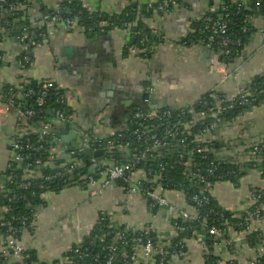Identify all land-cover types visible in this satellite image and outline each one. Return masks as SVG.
<instances>
[{
    "label": "crops",
    "instance_id": "1",
    "mask_svg": "<svg viewBox=\"0 0 264 264\" xmlns=\"http://www.w3.org/2000/svg\"><path fill=\"white\" fill-rule=\"evenodd\" d=\"M79 1L83 8L110 17L132 14L139 18L143 6L156 4L155 0ZM233 2L248 13L244 54L232 64L218 68L213 64L212 55L206 57L207 51L203 47H189L185 41L206 14L217 9L220 0H180L167 13L154 10L152 16L143 19V22L157 34L158 42L150 50L131 51L126 57L123 54L130 46V27L133 24L126 29L112 28L106 33L101 30L89 36L78 26L66 34H53L49 30L47 42L33 49L32 63L23 80L29 84L39 82L35 87L52 82L62 91L72 93L67 101L72 114L69 126L55 123L53 129L59 159L68 164L75 158L72 150L82 133L96 132L103 139L116 135L127 127L133 113L140 108L152 112L154 109L149 108L151 105L167 103L175 110L189 112L202 96L213 89L228 97L235 96L240 83L250 87L257 83L258 91L264 93V82L261 83L264 77V13L259 12L252 0ZM55 3V0H38L35 18L38 26L44 25L42 17L50 13ZM2 34L0 52L4 56L0 60V85L19 86L22 83L15 65L18 56L13 55L18 41L13 35ZM224 70L237 72L238 80L223 79ZM148 87L153 92L148 101H142L141 97ZM25 132L24 123L17 121L16 113L12 110L7 119L0 121V174L9 168L15 154L12 141ZM247 134L258 142H264L263 102L240 114L223 130L210 131L203 136L206 142L211 143L212 153L217 159L222 158L223 162L235 164L240 171L243 169L246 172L238 184L217 182L211 186L210 192L222 209L240 216L253 205L250 191H264L262 170L256 163L261 159L255 160L254 156L249 155L250 150L244 146V142L239 146L230 145L245 139ZM71 136L73 138L69 139ZM96 161L103 167L112 165V162L103 159ZM23 178L29 176L24 175ZM147 179L145 171L139 169L132 182H147ZM122 187L114 185L94 199L89 198L87 188L80 185L58 193H44L43 204L36 208L31 226L23 228L20 238L36 256V264L53 263L69 248L83 242L84 238L89 239L101 214L106 216L109 223L120 228L137 231L151 227L161 237H154L157 247L164 246L171 250L172 241L178 235L173 234L171 224L176 221L178 213L186 211L194 214L196 211L189 205L184 191L161 188V194L170 206L154 213L148 209V199L144 194L136 191L127 195ZM2 213L0 206V215ZM261 220V226H264V205H261ZM245 229H233L227 233V241L220 240L210 247L212 256L220 264H252L258 252L256 244L248 242L250 234ZM200 232L195 231L193 237L183 241L184 256L168 254L166 264H206L209 248L207 241L205 244V239L199 237ZM154 260L153 256L147 262L141 260L138 264H154Z\"/></svg>",
    "mask_w": 264,
    "mask_h": 264
},
{
    "label": "built area",
    "instance_id": "2",
    "mask_svg": "<svg viewBox=\"0 0 264 264\" xmlns=\"http://www.w3.org/2000/svg\"><path fill=\"white\" fill-rule=\"evenodd\" d=\"M56 3L54 8L46 15L42 17V21L44 25L38 26L35 22V18L37 15V2L38 0H24L22 3H8V0H0V36L2 37L4 34L7 33L3 28V20L5 18V13L14 12V11H23L24 20L27 21L32 25L35 29H40L43 26L47 27L46 33H39L35 34L31 30L29 26H24L18 31V47L13 51V55L15 54L18 56L15 65L18 72V78L22 84L19 86H15V91H10L9 96L11 98L6 102L2 101V96L4 93L3 85H0V121L7 119L9 112L13 109L16 113L17 121L23 122L25 127V132L22 135L16 137L11 144V147L14 151L13 161H27L31 158L30 155H25L22 152L24 150L30 152H37L42 150L43 146L40 145L45 142V138L55 136L53 131L55 123H70L72 120V114L67 106V101L70 97H72V93L67 91H62L59 86H56L52 82H46L43 85L44 90L39 92V95L35 101V106L38 108L37 110L29 109L25 107L26 99L30 96L34 95V92L27 88L26 80H23L26 77V71L30 68L32 63V52L33 49L39 48L43 46L48 40V31L51 30V33L59 34V33H69L72 28L76 27V20L68 17L61 16V12L66 10L62 5V2L71 3L72 0H55ZM206 2L207 0H201ZM178 3L176 0H161L156 6V12L158 13H167L168 9L171 7H176ZM149 6V7H148ZM147 8H151L153 5H148ZM220 12L226 11V6L223 3H219L217 9ZM226 16H220V21L215 26V30L213 33L217 34L221 37L219 42V46L227 48L228 45L232 44L229 38L226 36L227 33V20L225 19ZM205 22L210 21L209 18H205ZM5 24H7L5 22ZM39 24V23H38ZM102 26H105L102 24ZM128 27V25H126ZM79 28V27H78ZM84 31L81 27L79 28ZM1 41V40H0ZM209 42H213L212 38H209ZM29 45L33 46L32 50H29ZM193 47V46H192ZM206 51H210V54L213 56V64L218 68L222 66H226L225 62L220 61V56H228L231 54L232 51L227 49L224 52L217 51L212 52L209 48L203 47ZM22 54V55H21ZM29 54V56H27ZM235 54H239V56L243 55V51L238 52L235 50ZM12 55V57H13ZM20 56V57H19ZM31 57V58H30ZM2 58L0 57V60ZM27 64L29 67L26 68ZM223 79L233 78L234 80H238L239 75L235 71L227 72L226 70L222 71ZM223 81V80H221ZM221 83V82H219ZM46 88H53L56 91L57 95V103L62 106H66L64 110L61 109H54V108H44L46 104L47 92L45 91ZM14 89V88H13ZM146 94L151 96L153 89L148 87L145 89ZM216 89L211 91L212 98L215 102V106L217 110H230L233 109L235 106H249L251 102H255L254 94L252 87L250 85H242L240 83V88L238 93L235 96L228 97L227 95L216 96L218 93ZM74 96V94H73ZM17 98L19 101L16 105L13 104L12 98ZM149 100V99H148ZM147 100V101H148ZM264 103V98L262 99ZM226 104V106H223ZM43 113L51 117L50 121H37L35 123H29L28 121L31 118H35L38 114ZM170 112L167 109H157L154 111H147V112H134L131 119L134 121V124L137 125V121L141 122L139 126L146 123L149 119L156 120L160 125H163V121L165 117H169ZM216 116H214L215 118ZM101 118V116L99 117ZM230 122H225L221 118H215L204 130L201 131L200 135L195 138V142L203 144L197 145L195 148L189 149L188 145L186 144L187 139L190 137L189 131L179 132L177 129L178 124L173 125L170 128H166L163 137L161 138H154L153 141L147 145L144 151L140 154V158H135L133 163L127 164H116L112 162L111 166L103 167L97 163L96 159H90L88 162V169H93L92 173H96L99 179H95V176L90 174L83 173V177L80 178V185L87 188V193L89 198L94 199L102 194L105 189L112 188L116 181L123 182V189L127 195H131L136 191H140L144 196L148 199V209L154 213L161 212L163 209H168L170 204L169 201L161 194V188H163V180H161L160 172H165V166L161 163L158 165V171L152 170H144L145 174L147 175L148 179L146 181L138 180L136 182H132V178L135 176L136 172L139 170L137 169L138 165L140 164L141 159H146L147 157L154 156L152 155L154 151L157 158H161L163 155L170 156V152H174V154L181 153L176 164L180 167H183L184 174H185V181L189 184L196 183L198 185L205 184V176L202 174L201 169L193 164L191 160H186L184 154L189 151L192 154H196L200 159L206 160L208 154L211 152V143L206 142L203 139V136L209 133L210 131H220L223 130L224 127L228 126ZM124 129L118 133V137L121 136ZM28 133L37 134L38 136V146H32L29 143L23 145V138ZM133 135L136 136L138 140H142L146 143L149 135L151 134V125L142 126V128H138L133 131ZM245 135V134H244ZM243 135V136H244ZM172 141V143H169ZM242 142L245 143V147H247L249 151V155L251 154L258 160L256 156L257 153H261L264 151V142H258L252 135L247 134L245 139H241ZM113 141H107L106 139L101 138L96 134V132H85L82 133L79 140L77 141L76 147L72 150V154L75 156L67 165H69L64 172H57L53 176L45 177V181H53L56 178L62 177L63 174L69 172H78L84 168V162L76 158L77 154L81 153L84 149H92V150H103V148L108 147L109 149L112 148ZM205 145V146H204ZM233 146L240 144H230ZM51 153L53 152L56 157L58 158V151L56 150V145L51 147ZM118 153H124L129 155L128 150L126 147H121L117 151ZM163 152V153H161ZM216 156V155H215ZM216 161L221 162L222 158L217 159ZM11 162V161H10ZM223 162V161H222ZM39 160H35L34 164H39ZM9 167L11 164L9 163ZM66 167V166H65ZM243 170V169H242ZM207 174H212V171H207ZM37 178H41L40 175L36 176ZM10 180V177L0 176V206L3 209V213L0 215L1 226L7 227L9 230L6 235L0 234V264H26L27 260L29 259L30 254L28 253L29 250L24 245L21 239H18L16 234L18 233L17 230L10 228V223L3 222V216L9 215L10 209L7 207V203L15 200L16 198L10 197V192L5 189V185L7 181ZM172 185L175 186L173 183L168 182L167 186ZM20 188H27L29 184H20ZM181 191V190H179ZM206 192H211V186L209 187L206 184L201 189V196L193 195L189 200L197 206H201L202 204L208 203V197L206 196ZM264 194V191H262ZM261 198V194L257 192V189H253L250 191V199L252 204L256 203ZM31 210L36 212V207H32ZM105 217L103 214L100 215V221H103ZM238 214H233L230 217V220L238 219ZM181 220L182 224L177 225L173 222L172 230L173 234L183 233L188 225L192 224L193 222L199 220L197 216V212L195 211L194 214H189L186 211H180L176 220ZM220 219V226L222 228L217 229L215 226H210L209 224V217L205 215L200 219V235L199 237L205 239V244L208 239H211L214 242H219L220 240L224 239V232L228 233L235 230L236 226L239 224H232L230 220L224 218L223 215H219ZM98 220V221H99ZM107 220V219H106ZM21 223L23 226L25 225L26 218L22 220ZM109 223V221L107 220ZM261 207H258L251 212H246V217L244 218V225H245V232H248L251 235H255V238H258V242L256 243L257 248V256L252 261V264H264V226H261ZM255 224V226H253ZM24 228V227H23ZM110 232L105 233V235L99 236L98 239L103 241L104 237L109 236L111 238V245L105 244L102 247V251L108 252L109 256L104 263L99 262L98 260L95 261V264H112L113 262V255L118 250L119 245H125L127 243H132L134 246L132 247L129 253H122L124 255L126 261L124 264H138L141 260L148 261L152 259V257L156 254L159 255L160 258L157 264H166L165 256L168 254H175L178 257L184 256V245L183 241H179L173 246L172 252H168L165 247H157L154 241L151 239V236H154L155 239H160L159 235H156L154 230L151 227H144L140 230H131L130 228H120L115 226L114 224L110 223L109 225ZM136 232V236H132L130 239L127 238L126 234ZM82 242L77 243L76 249L73 253L80 259L83 256V252L78 248ZM216 243L212 245L214 247ZM208 256L212 255V252H207ZM67 258L63 259L60 257V261L56 264H67ZM52 264V263H50ZM72 264V263H71ZM155 264V263H154ZM215 264H220L217 261Z\"/></svg>",
    "mask_w": 264,
    "mask_h": 264
},
{
    "label": "trees",
    "instance_id": "3",
    "mask_svg": "<svg viewBox=\"0 0 264 264\" xmlns=\"http://www.w3.org/2000/svg\"><path fill=\"white\" fill-rule=\"evenodd\" d=\"M156 4L151 8H147L143 6L142 14H140L139 18L134 17L132 14L121 16V17H110L105 15L102 12H92L82 7V4L79 0H72L71 3L62 2V5L66 10L61 12V16L68 17L76 20V24L78 27L84 29L86 36L95 35L104 30L103 33L108 32L112 28H120L126 29L129 24H133L130 27V42L123 56H129L131 51H139V50H150V48L158 42L157 34L153 33L147 25L143 22V19H148L152 16L154 10L156 11V6L161 0H155ZM207 1H219V0H207ZM22 3L24 0H8V3ZM226 6V11L220 12L215 10L213 12H209L206 14L205 18H209L210 21L205 22V18L199 22L194 27V31L188 36L185 41V45L192 46H200L209 48L212 52L221 51L224 52L229 49L231 54L226 58V56L221 55L220 61L225 62L227 65L232 64L235 59L239 56V54H235V50L238 52L243 51L245 45V28L246 17L248 13L242 9V7H238L234 4L233 0H220ZM176 3H180V0H176ZM252 3L259 10L260 13H264V0H252ZM175 7H171L167 12L171 11ZM23 11H14L5 13V18L3 20V28L7 33L11 36L14 31H19L24 26H29L35 34L46 33L47 27L43 26L40 29H35L32 27L30 23L25 21L23 18ZM220 16H226L227 20V33L226 36L229 38L232 44L228 45L227 48L219 46V42L221 37L217 34L213 33L215 30V26L219 23ZM5 22L7 24H5ZM104 24L105 26H102ZM0 36V40H1ZM209 38L213 39V42H209ZM33 46L29 45V50H32ZM133 49V50H132ZM22 55V54H21ZM4 53L0 52V57H3ZM29 56V54L27 55ZM20 57V56H19ZM31 58V57H30ZM29 67L27 64L26 68ZM264 82V77L261 79V83ZM44 85V84H43ZM43 85L38 87H31L30 84H27V88L31 89L34 92L33 96H30L26 99L25 107L29 109L37 110L38 108L35 106V101L39 95L41 90H44ZM264 85V84H263ZM257 83H253V94L255 102H251L249 106H235L230 110H217L215 106V102L212 98V93H208L200 98L198 103L193 107L192 111L184 112V110H175V109H167L170 112L169 117H165L163 121V125H160L156 120H148L143 125L139 126L141 122L137 121V125L134 124V121L130 119L127 123V127L124 129L121 136L118 137V133L108 139L107 141H113L112 148L109 149L105 147L103 149L102 156L98 159H103L107 162H113L116 164H127L133 163L135 158H140V154L144 151L145 147L149 145L154 138H161L164 135L166 128H170L173 125L178 124L177 129L181 132H187L191 134L187 139L186 144L189 149L195 148L197 145H203L195 142V138L200 135V132L204 130L216 117L221 118L225 122H232L236 117L240 114L248 111L251 107L257 106L262 103V99L264 98V93L259 92L257 88ZM14 88V89H13ZM4 93L2 96V101L6 102L11 98L9 96L10 91H15V87L11 85H6L3 87ZM47 92L46 104L44 108H54L64 110L66 106H62L57 103V95L56 91L53 88H46ZM224 94L218 92L216 96H222ZM13 104L16 105L19 101L17 98L11 99ZM226 106V104H223ZM13 111V109H12ZM140 112H147V109H138ZM212 114H215L216 117H212ZM197 117H200L198 119ZM51 117L44 115L43 113L38 114L35 118H31L28 121V124L35 123L37 121H50ZM151 125V134L149 135L146 143L142 140H138L135 135H133V131L136 129L142 128V126ZM55 128V126H54ZM187 134V133H186ZM30 144L32 146H38V136L37 134L28 133L24 136L22 144ZM57 139L55 136H51L45 138V142L40 144L43 146L42 150L37 152H30L24 150L22 153L25 155H30L31 158L27 161H11V166L0 176L10 177V180L7 181L5 185V189L10 192V197L16 198L15 200L7 203V207L10 209L9 215L3 216V222L10 223V228L17 230V238H21V232L23 227L31 226L35 211L31 210L33 207H38L43 204L42 195L46 192H55L58 193L65 188H69L75 185H80V178L83 177V173L88 175L92 174L95 176V179H99L96 173L90 172L88 169V165L85 163L86 158L81 154H77L76 158L81 159L84 164V168L79 170L78 172L73 171L72 173H65L62 177L56 178L55 180L45 181V177L53 176L58 171L63 173L64 169H66L69 165L64 164L63 161L57 158L56 155L52 152L51 147L56 145ZM172 143V141H169ZM242 141H239L238 144H241ZM205 146V145H204ZM121 147H126L129 152V155L124 153H118V149ZM156 151L153 152L152 155L147 157L146 159H141L140 164L137 166V169L143 170H152L158 171V165L161 163L165 166V172H160L161 180H163V188L165 190H181L184 191L186 195V199L189 205L192 208H195L197 212V216L199 220L193 222L188 225L187 229L183 233H179L177 237L172 241V246L179 241L188 240L193 237V233L195 231H200V219L207 215L209 217L210 226H215L217 229L222 228L220 226L219 215H223L225 219L230 220L231 215L234 213L228 212L222 209L216 202V200L211 196V193L206 192V196L208 197V203L202 204L201 206L195 205V203L191 202L189 199L193 195L201 196V189L207 185L213 186L217 182L228 181L233 184H238L239 180L246 174L244 170H239V166L235 164H230L227 161L219 162L216 161L215 154L209 153L206 160L200 159L196 154H192L187 151L184 154V158L186 160H191L193 164L198 166L202 174L205 176V184H189L185 181V174L183 167H180L176 164L181 153L174 155H163L161 158H157L155 154ZM163 153V152H161ZM256 156L258 159H261L258 165L262 170V177L264 178V151L261 153H257ZM35 160H39V164H34ZM253 163V162H251ZM22 164V165H21ZM251 164H249L250 166ZM253 165V164H252ZM257 165V166H258ZM66 166V167H65ZM212 171V174H207V171ZM24 175H28L29 178L24 179ZM40 175L41 178H37L36 176ZM168 182L173 183L175 186L169 185ZM20 184H29L27 188H20ZM115 185L123 186V182L116 181ZM82 186V185H80ZM83 187V186H82ZM257 192L261 194V198L250 206L245 212H243V216L238 214V219L230 220L232 224H239V226L235 227V230H243L245 229L244 218L246 217V212H251L252 210L261 207L264 205V194L261 190L257 189ZM26 218L25 225L23 226L21 223L22 220ZM103 221H98L95 228L91 232V236L87 240V244L84 246L81 244L78 248L83 252L82 258H78L73 251L76 249V246H72L69 248L61 257L63 259L67 258V264H95V261H99L104 263L108 258L109 254L106 251H102V247L107 244L111 245V238L109 236L104 237L103 241L99 240L98 237L105 235V233L110 232L109 225L107 222L106 216ZM0 221V234L6 235L9 230L7 227L1 226ZM175 224L181 225V220L177 219ZM136 232L127 233L126 236L130 239L132 236H136ZM228 234L224 232V239H227ZM152 240H154V236H151ZM248 242L251 245H255L258 242V238H255V235H248ZM213 243H217L212 241L211 239L207 240V245L209 248V252L211 250V246ZM134 245L132 243H127L125 245H119L118 250L113 255L112 264H124L126 259L122 253H129ZM186 248V247H185ZM168 248L166 249L168 252L172 251ZM30 254L29 259L26 264H36L37 258L32 251L28 252ZM154 262L157 264L160 256L154 255ZM167 261V257L165 256ZM60 261V259L53 261L52 264H56ZM217 259L214 256H208L206 260V264H215Z\"/></svg>",
    "mask_w": 264,
    "mask_h": 264
},
{
    "label": "water",
    "instance_id": "4",
    "mask_svg": "<svg viewBox=\"0 0 264 264\" xmlns=\"http://www.w3.org/2000/svg\"><path fill=\"white\" fill-rule=\"evenodd\" d=\"M12 35H13L15 41H16V38L18 37V33H17V32H13ZM210 55H211V54H210V51H207V52H206V57L209 58ZM38 84H39V82L32 81V82L30 83V86H31V87H35V86L38 85ZM141 98H142L141 100L143 101V100H148L150 97H149L148 94L144 93V94L142 95ZM149 108H150V109H154V110H156V109H159V108H161V109H171L172 107L169 106V104L164 103V104H160L159 106L153 104V105H151ZM172 109H173V108H172ZM186 111H187V110H186ZM64 125H65V126H69V123H65ZM72 135H73V134H72ZM72 138H73L72 136L69 137V139H72ZM65 142L68 143V140H66ZM102 153H103V152H102L101 150H92V149H84V150L81 151V154L86 158L85 163H86L87 165L89 164L88 161H89L90 159H98V158H100V157L102 156ZM173 153H174V152H170L169 155H172ZM93 169H94V168H93ZM93 169L91 170V172H93ZM82 244H83L84 246L87 244V240H86L85 238L83 239Z\"/></svg>",
    "mask_w": 264,
    "mask_h": 264
}]
</instances>
